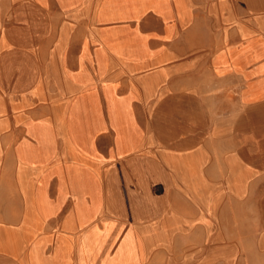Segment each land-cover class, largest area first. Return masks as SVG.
I'll return each mask as SVG.
<instances>
[{
	"label": "crops",
	"instance_id": "0c3cea01",
	"mask_svg": "<svg viewBox=\"0 0 264 264\" xmlns=\"http://www.w3.org/2000/svg\"><path fill=\"white\" fill-rule=\"evenodd\" d=\"M253 211L264 0H0V264H217Z\"/></svg>",
	"mask_w": 264,
	"mask_h": 264
},
{
	"label": "rangeland",
	"instance_id": "374dc122",
	"mask_svg": "<svg viewBox=\"0 0 264 264\" xmlns=\"http://www.w3.org/2000/svg\"><path fill=\"white\" fill-rule=\"evenodd\" d=\"M254 212L251 222L243 220V216L237 217L236 238L233 248H228L223 245V242H220L221 245L218 248L212 247L211 239L204 238L203 246L198 247L202 250L203 256L213 257L217 264H264V222L258 219L259 216L254 217ZM177 240L178 243L173 247L177 253L168 254L151 264H178L179 259L183 257L188 259L189 264L195 262L198 239L193 235ZM171 259L176 260L171 261Z\"/></svg>",
	"mask_w": 264,
	"mask_h": 264
}]
</instances>
